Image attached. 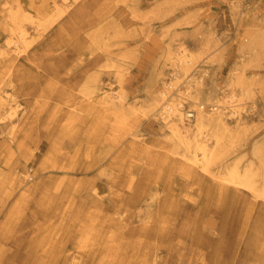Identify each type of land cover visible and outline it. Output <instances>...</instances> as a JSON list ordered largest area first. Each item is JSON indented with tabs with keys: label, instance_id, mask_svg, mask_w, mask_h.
Listing matches in <instances>:
<instances>
[{
	"label": "rangeland",
	"instance_id": "1",
	"mask_svg": "<svg viewBox=\"0 0 264 264\" xmlns=\"http://www.w3.org/2000/svg\"><path fill=\"white\" fill-rule=\"evenodd\" d=\"M0 3L17 16L0 13V47L11 31L31 41L25 57H0V92L24 109L0 128V264H264V209L227 210L209 179L187 175L173 153L191 148L151 109L186 68L179 88L194 81L201 111L226 122L209 141L210 178L252 171L263 192L264 0ZM103 91L122 106H101ZM193 119L178 124L188 141Z\"/></svg>",
	"mask_w": 264,
	"mask_h": 264
},
{
	"label": "bare ground",
	"instance_id": "2",
	"mask_svg": "<svg viewBox=\"0 0 264 264\" xmlns=\"http://www.w3.org/2000/svg\"><path fill=\"white\" fill-rule=\"evenodd\" d=\"M63 1L65 2L66 0H63ZM13 6H15V4H13ZM41 7H43V9H44L45 6H41ZM16 10H17V8H16ZM4 12L9 13V16L12 18V21L17 18V16H15L13 10L7 6V3H0V13L2 15H4ZM10 17H9V19H10ZM30 18L31 17H29L28 20H30ZM24 20L26 22H29V21H27V18H25ZM17 21H18V19H17ZM44 21H45V19H44ZM22 22H21V24H22ZM35 22H41V21L35 20ZM35 22L33 21V23H35ZM47 22H45V23H47ZM17 26H20V25H17ZM39 26H41V25H39ZM43 26H41V28ZM12 27H13V25H12ZM48 27H46V28H48ZM21 28H23V27H21ZM12 29H14V28H12ZM39 31H42V30H39ZM26 40H27V32L25 30H23V31L21 30L17 33L11 31L5 47H0V57L2 58V60L6 61V62L7 61L10 62V61L16 60L20 57H25L27 55V52L29 51L28 50L29 44L31 43V41H30V43L27 44ZM30 46H31V44H30ZM182 52H181V54H178V56L175 60L172 59L177 63L178 66L182 65L184 63L185 64L189 63V59L187 60L186 55L183 56ZM35 59H37V58H35ZM190 61H191V59H190ZM12 66H13V64H12ZM13 69H15V68H13ZM187 73H188V70L186 68H183V67L182 68L180 67V69L177 73L176 72L173 73L171 76V81L169 83L163 84V91L157 97V99L154 100V102L151 105V109H156V112H157L156 115H158L163 120V122L166 126V129L168 132L167 139L169 140V142L171 141V142H176L177 144H181V145H188L189 148H191L190 150L186 149V151L189 153V155L186 153L181 154L180 149H179L180 153L179 152L173 153V155H175V156L177 155L180 158L178 160V162H179V164H181L180 166H182L181 169H183V171H185V173L187 175L191 174L193 176V178L196 179V181H199L198 183L202 187L208 186L204 182V180H206V178L210 180V183H211L210 187H212L216 190V194H214L216 196V199H218L225 206H227L228 207L227 210H231V211H232V209L235 210L237 205H239V206L241 205L239 208H240L241 212H243L244 214L248 211L253 212L254 210L264 209V189H263V192H260V190H258L257 187H255V183L251 179L252 175H250V172H252V171H250V172L247 171L243 175V174H240L235 169V170H232L228 175H226L227 177L219 178V177L214 176L215 178H213V176L211 175L213 179L210 178V174L208 173V166L210 164V160H211L212 156H211L210 149H209V141H211L212 140L211 138H213L215 145L219 144L221 138L217 134V129L219 127L223 126L226 122H225V119L223 117V114H221V113L214 114V113H211L209 111H206V112L201 111V110H203L204 106H202V104L199 103V100H201L200 97L202 96L203 92L200 89L196 90L195 96H193V92L195 90L194 81L188 82L189 84L187 86H184L183 90L179 88L180 86L178 84L180 83L181 76L182 75L185 76V75H187ZM26 76H28V75H26ZM95 90H99V89H95ZM170 90L172 93L169 92ZM88 93H89V91H88ZM90 93H91V91H90ZM170 94L176 95V98L174 100H172V102H169V95ZM242 95H243V93L234 92L228 97V100H226V103L229 104V107L233 108V112H232L233 115L238 113V111L235 108L243 105L241 103L242 102V98H241ZM11 96L13 97V95H11ZM11 96L10 97L9 96L4 97L2 95V93L0 92V106H2V108L5 107L4 113L2 115L0 114V124H5V125H3V127L2 126L0 127L1 130H6L8 128V126H10L9 124L12 125V121L15 120L14 118H16L18 115H20L21 112H24L23 106L20 103L11 104V103L15 102V100L12 99ZM92 96H93V94H92ZM99 102H100L101 106L102 105H106V106L110 105V107L116 108V107L122 106L123 98L117 93L109 92V91H103L100 98H99ZM186 102H189L191 109L193 111H195V113L193 114L194 119L190 121L193 123V128L190 132L192 140H190V141L187 140V138H186L187 136L185 134H183V131L181 130V128L178 125L179 123H181V125H182L184 117L185 116L189 117V115H190L189 111H187V112L183 111L184 106H185L184 103H186ZM103 109H104V107H103ZM217 109H218L217 106L214 105L213 110L217 111ZM109 110L110 109H108V111ZM224 110H226V107H224ZM241 110H244V108L242 107ZM112 112H114V111H112ZM22 116L23 115H21V117ZM4 128H6V129H4ZM13 128H14V126H13ZM13 128H12V131L14 132ZM12 131L10 133V140L15 141ZM135 139H136V141L133 143L136 145V147H135L136 150H138L141 147H144L141 144L142 140L140 139V137H136ZM223 140H224V138H223ZM172 145H174V144H172ZM174 152H176V150ZM212 164H213V162H212ZM22 175H24V173ZM22 175H20L19 173H16L15 179L17 182H23V176ZM13 188H14V184H13ZM7 191H9V190H7ZM244 191L245 192L247 191V193L249 192V194H243ZM201 195H207V194H201ZM209 195H207V196H209ZM260 202L262 204H260Z\"/></svg>",
	"mask_w": 264,
	"mask_h": 264
},
{
	"label": "built area",
	"instance_id": "3",
	"mask_svg": "<svg viewBox=\"0 0 264 264\" xmlns=\"http://www.w3.org/2000/svg\"><path fill=\"white\" fill-rule=\"evenodd\" d=\"M188 118H193V113H190Z\"/></svg>",
	"mask_w": 264,
	"mask_h": 264
}]
</instances>
